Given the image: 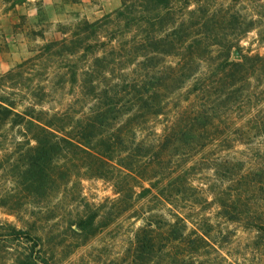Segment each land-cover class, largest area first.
I'll list each match as a JSON object with an SVG mask.
<instances>
[{"label": "trees", "instance_id": "trees-1", "mask_svg": "<svg viewBox=\"0 0 264 264\" xmlns=\"http://www.w3.org/2000/svg\"><path fill=\"white\" fill-rule=\"evenodd\" d=\"M250 32L264 47V0H122L61 25L0 76V124L33 144L19 176L36 202L99 179L119 215L145 217L133 253L148 264H264V50L242 45Z\"/></svg>", "mask_w": 264, "mask_h": 264}, {"label": "rangeland", "instance_id": "rangeland-1", "mask_svg": "<svg viewBox=\"0 0 264 264\" xmlns=\"http://www.w3.org/2000/svg\"><path fill=\"white\" fill-rule=\"evenodd\" d=\"M122 0H0V76L13 69L44 42L59 37V27L83 17L94 21L115 11ZM247 12L244 4L232 10ZM43 34L44 39L37 34ZM242 45L263 51L250 32ZM10 92V90H8ZM0 95L11 99V95ZM17 110H21L20 107ZM21 135L17 126L0 124V225L12 223L17 228L39 235L44 241L40 253L23 238L0 236V264H148L145 253H133L135 232L144 223L138 212L118 214L110 201L112 187L99 179L82 182V194L73 201L64 192L40 200L19 176ZM31 188V189H30ZM27 191H26V190ZM30 189V190H29ZM16 203V208L11 203ZM92 203L87 207L86 203ZM99 216L88 232L75 229L78 215L96 211ZM135 211V210H134ZM2 229H0L1 231Z\"/></svg>", "mask_w": 264, "mask_h": 264}]
</instances>
